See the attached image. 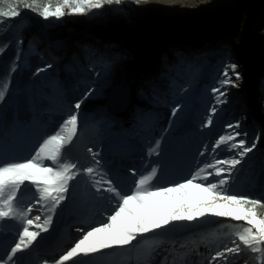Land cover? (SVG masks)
<instances>
[{
    "label": "rangeland",
    "instance_id": "obj_1",
    "mask_svg": "<svg viewBox=\"0 0 264 264\" xmlns=\"http://www.w3.org/2000/svg\"><path fill=\"white\" fill-rule=\"evenodd\" d=\"M232 2L233 0H146L136 6L133 0H125L120 6L113 4L101 10H93L85 14H66L60 19L49 20H44L35 13H29L24 25H28L30 20L31 25L22 27L17 38L20 59L16 67L19 69L27 62L29 53L25 54V48L31 40L35 43L47 44V49H42V53L52 67L42 71V74L51 87L50 102L54 109L64 110L66 117L74 110L73 107L62 108L64 84L72 77L67 76L65 66L72 61V56L66 50L60 51L64 47L60 41L49 44L48 37L44 35H37L34 39L32 36L29 40L30 33H34L36 28L50 30L61 26L67 27L72 30L73 36L75 34L69 42V47L78 48L79 60L72 67L73 73L82 80L85 78L86 69L92 64L97 65L98 73L93 81L89 82L87 91L91 94L78 110L80 122L78 134L73 143L64 149L67 158L71 161L74 159V156L66 153L68 150L75 155L79 152L89 155L87 147L92 145V148L99 153L97 159L101 161V169L122 192L128 193L133 189L135 177L131 174L132 170L139 175L153 167L158 170L153 183L160 187L171 186L190 178L213 158H231L235 153L227 151L225 145H221L215 152L212 148L220 136L233 131L227 125L239 123L240 127L236 131L246 132L247 137H237V140L245 138L250 144L254 137L259 136L260 139L256 149L245 157L242 164L237 166L238 170L232 173L228 191L230 194H237V186L241 182L245 164L251 162L257 151L264 147V8L256 9L257 21L252 23V35L261 42L260 46L257 45V52L253 56V66L244 57L245 51L241 43L236 42L237 38L242 37L234 34V29L242 35L243 31L240 27L245 26L242 23L228 26L221 32L210 31L201 36H191L190 40L177 41L174 44L176 47L169 48L170 46L163 43L162 47L168 48V53L163 55L161 52L162 55L156 57L151 70L143 63V55L137 50L122 54L117 44H110L106 49V45L98 39H87L79 33H74L79 27L107 29L113 24L119 26L125 24L132 37H136L142 34L144 29L152 28L153 24L147 23L148 15L156 13L159 18L168 16L181 20H197L225 12ZM252 2L255 7L258 5L257 0ZM65 12L67 13V9ZM213 39H219V42ZM120 40L118 44L128 43L123 39ZM173 48L178 51L172 52ZM210 49L214 50L215 55L209 52ZM203 51L206 53L200 54ZM225 63L236 64L240 78L235 80L233 77L238 87L229 86L224 89L226 96L222 99H225L226 103L217 104L211 89L218 85L209 83L208 78L211 77L210 71L213 68H222ZM131 80L135 83L133 85L130 83L132 91L129 93L128 83ZM205 83L209 89L207 98L203 99L201 88ZM155 84H159L156 89ZM136 85L141 90H137ZM159 87L165 90H160ZM123 99L127 107L118 103ZM150 104L158 109L156 111L158 117L146 115L147 110L152 109ZM203 105L207 107L203 109ZM212 107L217 109L214 115L210 112ZM174 108H179V111L172 116L170 123L164 128L162 111L169 109L172 113ZM209 115H212L213 123L205 127ZM124 122L126 124L123 125ZM3 128V112H0V129ZM131 131L141 132L138 140L128 134ZM31 135L34 139L31 141L25 139ZM48 136L45 124L37 118L36 121L28 124L26 130L13 132L9 141L0 139V148L3 149L1 154L7 159H12L13 162H23L33 156L24 154L35 150ZM156 141L160 143L159 155L149 156L148 149ZM105 145L112 146L104 151ZM45 163L50 162L45 161ZM92 164V156H89L85 158V164L80 166L88 167ZM66 195L67 199L62 201L52 214L48 234L41 231V237L39 235L34 241L37 246L43 241L45 245H53L62 240L67 233L69 221L71 227L78 225L74 220L79 217L78 215H82L83 219L90 222V228L96 226L106 219L116 203L115 200L105 198L109 195L107 193L97 194L84 176L70 182ZM18 196L23 200L20 204L21 208L31 206V216H41L39 222H34L30 226L31 231H39L34 225L43 223L44 207L35 203L37 193L34 187L30 186L29 182H25ZM15 221L6 218L0 223L12 224ZM230 223L236 222L225 217H208L201 222H178L169 226L163 234H148L147 240H141L139 243L134 241L135 247L129 246L126 250H108L105 255L84 258V261L85 264H96V261L98 264H155L152 261L153 255L158 253L156 261L158 264H163L168 250V246L165 248L163 246L171 241L175 245L169 249L170 253H183L185 248L179 247V240L182 239L185 240L187 249L195 248L188 254L187 261L190 264H204V258L209 255V251L204 255H197L198 247L213 245L212 248H215L218 241L209 243L202 238L212 239V234L215 233L220 239H226L224 234L228 232V228L224 225ZM58 233H61L59 237ZM82 235H72L74 242L71 246ZM193 235H195L194 240ZM16 242V232H10L6 238L4 236L0 238V243L6 251ZM149 249L154 251L149 254ZM65 251L64 249L48 261L58 258ZM37 255L38 253L34 257L35 263L42 264V261L37 260ZM17 259L20 260L19 264L26 261ZM167 259L169 262L172 260L170 256H167ZM245 259H248V256L242 254L238 264H244ZM249 264L253 262L249 260Z\"/></svg>",
    "mask_w": 264,
    "mask_h": 264
},
{
    "label": "snow or ice",
    "instance_id": "obj_2",
    "mask_svg": "<svg viewBox=\"0 0 264 264\" xmlns=\"http://www.w3.org/2000/svg\"><path fill=\"white\" fill-rule=\"evenodd\" d=\"M142 2L146 0H133L136 6ZM124 3L125 0H0V24L5 18L20 17L21 6L38 17L49 20ZM6 48L7 44L0 46V53ZM51 67L49 64L46 68L38 69L37 74ZM236 69V64L225 63L220 70L222 78L217 81L218 86L211 89L217 104L226 103L222 99L226 96L224 89L229 86L238 87L235 80L240 78V74ZM12 71H15V67ZM7 91L8 83L0 84V101L4 100ZM90 94L86 93L84 99ZM82 103L83 100H79L72 106L74 110L71 114L62 121L54 134L42 141L32 157L23 162L0 163V221L7 218L20 221L23 225L17 242L5 256L0 257V264H16L14 257L31 248L41 231H48L52 214L67 199L70 182L80 176L88 179L97 194L107 193L109 195L105 198L115 200L116 203L106 219L87 231L79 229L83 235L69 249L51 262L42 261V264H85L84 258L105 255L108 250L135 247L134 241L139 243L147 240L148 234H163L175 223L201 222L208 217H225L236 223L224 225L228 228V232L224 234L226 239H220L215 233L212 234V239L202 238L209 243L218 241L215 248L209 249L204 264H238L242 254L248 256L244 264H249V260L253 264H264V199L230 194L228 191L232 173L256 149L259 136L254 137L250 144L245 138L237 140V137H247V133L236 131L240 127L239 123L229 124L227 127L233 131L220 136L212 151L215 152L221 145H225L227 151L235 153L231 158H213L185 181L163 187L153 183L157 168L153 167L139 175L132 170L131 174L135 177L133 189L124 193L103 172L101 161L97 159L99 153L92 148L88 152L92 156L93 164L88 167L80 166L64 154V149L73 143L78 134V110ZM178 111L179 108H174L171 115L175 116ZM216 111L215 107L210 109L213 115ZM212 123V115H209L205 127ZM159 148L160 143L156 141L149 147L147 154L159 155ZM212 177L217 179L212 180ZM25 182H29L37 193L35 203L46 208L47 214L43 223L35 225L39 231H30L29 226L39 222L41 216L30 218L32 207L20 206L18 194ZM180 248H187V245L181 244ZM194 250L195 248L187 249L184 253L173 254L170 262L165 257L163 264H190L186 258ZM152 251L154 249H149V254Z\"/></svg>",
    "mask_w": 264,
    "mask_h": 264
},
{
    "label": "trees",
    "instance_id": "obj_3",
    "mask_svg": "<svg viewBox=\"0 0 264 264\" xmlns=\"http://www.w3.org/2000/svg\"><path fill=\"white\" fill-rule=\"evenodd\" d=\"M252 3V0H233L225 12L197 20H181L177 17L168 16L159 18L155 15L156 13L151 14L147 17V23L153 24L152 28L144 29L142 34L136 37H132L130 30L125 24L120 26L113 24L107 29L79 27L74 33H79L87 39H98L106 45V49H108L110 44H117L120 46L119 49L122 51V54L137 50L143 55V63L151 70L156 57H160L162 55L160 54L161 52L163 55L168 53L169 49L163 48V43L170 46L169 48L172 46L176 47L174 44L177 41L180 42L183 39L190 40L191 36H201L210 31L221 32L222 29L228 26L231 27L242 23L245 25L239 26L243 31L242 35L234 29V34L242 37L237 38L236 42L238 44L241 43L240 45H242L245 51L244 57L253 66V56L257 52V45L260 46L261 42L252 35V23L257 21L256 9L264 8V0H257L256 3L258 5L256 7ZM20 10V17L14 19L5 18L4 22L0 24V46L7 44V48L0 53V84L4 82L8 83V91L5 98L3 101H0V112H3L4 122V128L0 129V139L8 141L13 132L18 133L21 130H26L34 116L45 124L49 135L54 134L66 118L64 110L53 108L54 106L50 102L52 96L51 87L45 80V77H43L42 72L37 74L38 69L46 68L49 64L48 59L43 57L42 53V49H47V44L45 42L39 44L31 40V43L25 48V54L29 53L27 62L22 64L19 69L16 67V63L20 59L17 38L22 27L31 25V20L28 22V25L24 24L29 17V13H32L23 9L22 6ZM71 31V29L69 30L67 27L62 26L50 30L36 28L35 32L30 33L28 37L30 40L32 36L34 39L37 35H44L48 37L49 44L60 41L64 45L60 51L66 50L72 56V61L65 66L67 76L71 75L72 77L64 84L62 97V108L64 109L72 108L79 100H83V103L85 102L84 97L89 89V82L93 81L98 73L96 64H92L86 69L85 78L82 80H79L77 74L73 73L72 67L78 63L79 57L77 53L78 48L69 47V42L75 36V34L74 36L71 34ZM120 39L128 43L118 44L121 41ZM213 40L219 42V39ZM175 51L178 50L173 48L172 52ZM209 52L215 55L213 49H210ZM201 53L203 55L206 51ZM216 65L218 64L216 63ZM13 67H15V71H12ZM221 69L216 67L210 71L211 77L208 78L209 83H217L222 78L220 75ZM130 83L133 85L135 82L133 80L129 81V93L132 91ZM156 87L158 86L155 85V89ZM136 89L141 90L137 85ZM201 89L203 99L207 98L209 88L206 83ZM125 99L118 103L127 107ZM201 102L203 101L201 100ZM205 107L207 106H202L203 109ZM148 112L151 113L149 114ZM162 112V126L165 128L170 123L172 115L170 110ZM146 115L158 117L156 111L152 109H148ZM245 165L241 182L237 186V194L264 199V147L259 149L253 160Z\"/></svg>",
    "mask_w": 264,
    "mask_h": 264
},
{
    "label": "bare ground",
    "instance_id": "obj_4",
    "mask_svg": "<svg viewBox=\"0 0 264 264\" xmlns=\"http://www.w3.org/2000/svg\"><path fill=\"white\" fill-rule=\"evenodd\" d=\"M126 124L125 122L123 123V125ZM32 212L30 213V216H31ZM47 212H46V208L44 207L43 209V219H45V216H46ZM31 218V217H30ZM2 226L4 227V229L6 230V235L4 236V238L7 237V234L10 232V231H14L16 232L17 234V238H18V235L22 229V224L20 221H15V223H12V224H6V223H2ZM35 226V225H34ZM75 229H81L82 226H74ZM29 230L31 231V227L29 226ZM44 234H48V231L47 232H44ZM61 233H58V237L60 236ZM56 242V241H55ZM136 243V242H135ZM11 247H9L7 249V251L5 250V247L2 245V243H0V257H3L5 256V254L8 252V250L10 249ZM38 250H40L38 248V246L33 242V245L31 248L25 250L24 252L22 253H18L17 254V257H14V260H16V264H19L20 260H18L17 258L21 259V260H25L24 262H22L21 264H25L26 262L28 264H33L34 262V257L36 255V253L38 252Z\"/></svg>",
    "mask_w": 264,
    "mask_h": 264
}]
</instances>
